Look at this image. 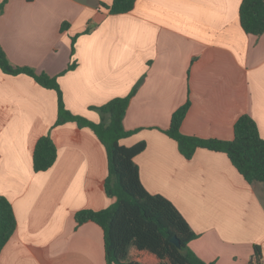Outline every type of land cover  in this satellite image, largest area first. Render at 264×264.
<instances>
[{
	"label": "crops",
	"instance_id": "obj_1",
	"mask_svg": "<svg viewBox=\"0 0 264 264\" xmlns=\"http://www.w3.org/2000/svg\"><path fill=\"white\" fill-rule=\"evenodd\" d=\"M111 1L0 0V48L12 66L55 77L65 109L92 123L95 108L134 90L123 118L132 134L119 144L145 142L140 182L185 219L189 250L205 263L250 264L258 246L264 264V184L246 182L221 152L185 159L164 132L189 101L181 134L229 141L246 114L264 140V32L242 30V0H136L118 15L103 7ZM57 116L53 90L0 71V196L16 223L0 264H107L101 228L74 220L114 202L105 148L88 127L54 126ZM47 135L56 159L35 173L33 149Z\"/></svg>",
	"mask_w": 264,
	"mask_h": 264
},
{
	"label": "trees",
	"instance_id": "obj_2",
	"mask_svg": "<svg viewBox=\"0 0 264 264\" xmlns=\"http://www.w3.org/2000/svg\"><path fill=\"white\" fill-rule=\"evenodd\" d=\"M136 0H112L103 5L110 15L130 12ZM239 22L242 30L252 36L264 32V0H242L239 7ZM67 24L62 25L64 28ZM88 32V30L86 31ZM71 42V54L74 53ZM74 63L69 65L72 69ZM0 71L9 76L25 75L39 86L53 90L57 97L58 116L54 126L75 122L79 127L90 128L107 155V176L104 191L114 202L99 211L81 210L75 213L76 226L92 222L103 232L104 256L107 264H213L197 258L188 248L195 238L189 225L173 206L161 195H152L142 186L139 169L134 158L145 150V142L126 147L119 140L132 134L123 126V118L130 97L115 98L95 108L100 113L99 123L71 115L64 107L62 94L55 77L36 74L26 67L10 64L0 48ZM189 101L173 112L165 134L177 144L180 154L191 159L197 149L224 153L239 175L248 183L264 184V140L259 136L254 120L248 115L240 116L233 126V139H201L181 134L180 127L189 109ZM56 159V147L50 137L39 138L32 154L35 173L48 170ZM16 227L10 202L0 196V250L9 240ZM175 237L181 248L170 242ZM255 259L251 264H261L262 255L254 247Z\"/></svg>",
	"mask_w": 264,
	"mask_h": 264
},
{
	"label": "water",
	"instance_id": "obj_3",
	"mask_svg": "<svg viewBox=\"0 0 264 264\" xmlns=\"http://www.w3.org/2000/svg\"><path fill=\"white\" fill-rule=\"evenodd\" d=\"M170 242H171L173 245H175L178 249L181 248V245H180L179 241H178L175 237H172V238L170 239Z\"/></svg>",
	"mask_w": 264,
	"mask_h": 264
},
{
	"label": "rangeland",
	"instance_id": "obj_4",
	"mask_svg": "<svg viewBox=\"0 0 264 264\" xmlns=\"http://www.w3.org/2000/svg\"><path fill=\"white\" fill-rule=\"evenodd\" d=\"M253 262V261H252ZM251 264V263H250Z\"/></svg>",
	"mask_w": 264,
	"mask_h": 264
}]
</instances>
